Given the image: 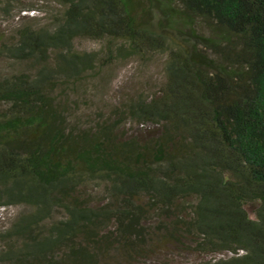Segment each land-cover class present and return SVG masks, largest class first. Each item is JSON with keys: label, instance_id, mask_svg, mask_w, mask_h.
I'll return each instance as SVG.
<instances>
[{"label": "trees", "instance_id": "16d2710c", "mask_svg": "<svg viewBox=\"0 0 264 264\" xmlns=\"http://www.w3.org/2000/svg\"><path fill=\"white\" fill-rule=\"evenodd\" d=\"M57 1L50 28L0 36L2 56L39 64L0 76V207H26L0 231V264H143L165 244L264 264V0ZM77 37L165 53L161 86L69 122L57 88L95 66Z\"/></svg>", "mask_w": 264, "mask_h": 264}, {"label": "rangeland", "instance_id": "374dc122", "mask_svg": "<svg viewBox=\"0 0 264 264\" xmlns=\"http://www.w3.org/2000/svg\"><path fill=\"white\" fill-rule=\"evenodd\" d=\"M22 5H33L35 9L19 10ZM62 10L63 6L57 0H11L5 8L0 4V36L4 39L10 37L21 25L50 28ZM197 30L204 34L209 33L205 25L200 24ZM116 45H119L118 41L111 45L106 38L77 37L73 41V47L78 53L93 56L95 66L86 71L81 80L66 88L63 85L57 88V91L66 90L69 99L74 101L68 115L69 122L89 125L100 115L110 114L116 106L123 105L127 100L151 95L161 86L164 79L165 53L147 50L123 57L117 54ZM48 62L49 65L53 64L52 59ZM37 65L39 64L36 62L19 61L0 54V76L33 72ZM123 127L132 132L137 128H140L142 133L145 132L143 124L136 125L130 119L124 122ZM93 187L95 193L100 195V188L95 184ZM23 210H26L24 205L1 206L0 231ZM148 223L158 226L153 219ZM231 254L199 253L188 246L180 248L165 244L162 250L154 252L143 264H205L209 260L226 258Z\"/></svg>", "mask_w": 264, "mask_h": 264}]
</instances>
